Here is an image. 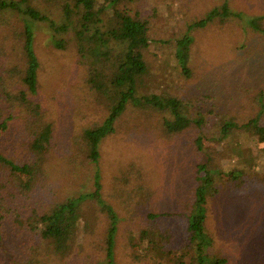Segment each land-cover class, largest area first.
<instances>
[{"label":"rangeland","instance_id":"rangeland-1","mask_svg":"<svg viewBox=\"0 0 264 264\" xmlns=\"http://www.w3.org/2000/svg\"><path fill=\"white\" fill-rule=\"evenodd\" d=\"M221 2L224 0H147L144 9L145 19L149 21V37L162 39L163 42L150 40L148 45L144 44L141 48L148 64L141 93H170L182 100H193L196 108L203 111L206 117L203 129L192 128L168 137L162 131L160 112L155 108L131 106L117 119L113 132L101 140L98 162L86 161L83 155L75 153L73 145L79 143L75 137L90 124L102 121L108 116L109 109L86 86L84 68L76 63L73 51L53 49L49 28L45 23L35 24V49L40 60V89L36 98L45 108L47 119L53 123L54 134L48 151H45L44 143L36 149L42 156L39 170L45 182L37 183L29 195L33 197L30 203L45 209L57 194L74 196L92 191L98 169L102 176L103 196L120 216L115 251L118 264H174L171 260L181 254L182 221L178 217L173 219L176 223L170 226L175 230V236L172 242L164 246V250L167 249L164 256L154 255L151 250L148 255H143L141 250L135 251L127 242L129 230L136 229L131 228L128 212L139 206L133 198H130L131 203L136 207L128 204V197L121 196L122 190L112 185L115 175H122L126 166L131 163L141 166L146 171L151 188L153 182L155 191L146 199L144 208L177 213L185 209L182 199H188L191 193L192 163L197 161L189 155L192 146L188 139L192 135L203 133L206 137L204 145L207 150L199 153L198 160H206L207 154L211 155L214 164L219 165L224 188L234 185L232 172L242 168L243 162L247 161L249 146H255V154L260 151L248 134L234 133L231 135L233 137L222 140L220 124L222 119H230L233 115H237L241 121L246 119L256 110L259 93L264 94V31H255L249 25L251 16L264 14V0H228L230 8L239 12V17L232 16L224 26L212 24L191 33L195 40L189 58L193 72L191 77H186L182 71V65L174 56V47L165 43L166 40L174 41L181 37L187 30L188 22L202 17ZM0 18H6L4 11L0 13ZM10 47L6 24L0 22L1 64L15 62L17 54ZM10 51L12 53H8ZM142 110L150 112L144 113ZM7 131L0 127L1 141L8 139H2V136H7L4 135ZM236 147L243 153L238 149L234 151ZM11 151L9 156L22 154L24 158L35 159L34 154L28 153L26 149ZM256 171L263 175L264 164L259 165L258 169H248L255 177ZM0 174L3 175L0 176L1 196H6L11 188L21 193L20 187L11 181L9 174L5 175L3 171ZM25 180L30 182V179ZM1 183L5 184L1 186ZM247 183L249 189L243 190L241 194L236 190H224V193L210 201L206 227L213 243L209 253L217 258H226L228 262L223 264H264V185H260L259 190L254 189L258 182H252L249 176ZM88 204L84 207L85 213H91L98 223L102 222L105 214L96 206L97 209L89 211ZM146 212L140 214V225L150 224L145 220ZM1 213L4 211L0 205ZM3 219L2 231L5 236L0 238L1 263L2 258L8 264H11L12 259H29L24 247H31L36 241L29 235L27 226L21 228L18 225L14 228L8 218ZM165 220L169 222L168 217ZM89 221V217L82 219L81 233L88 229ZM102 225H94L93 229L85 232L78 249V256H82L78 260H103V254L98 250L103 243ZM137 237H134V241L138 240ZM24 239L27 240L24 246L18 243ZM137 253L141 254L139 259ZM71 262L69 258L62 264ZM36 264L61 263L54 255H44L43 260Z\"/></svg>","mask_w":264,"mask_h":264},{"label":"trees","instance_id":"trees-1","mask_svg":"<svg viewBox=\"0 0 264 264\" xmlns=\"http://www.w3.org/2000/svg\"><path fill=\"white\" fill-rule=\"evenodd\" d=\"M146 4L147 0H0V13L4 11L6 17L4 20L0 18V22H5L7 37L11 40L10 49L17 54L13 64L0 63V127L8 130L4 134L7 136H2V139H8L5 142L0 140V173L3 171L5 175L9 174L11 181L18 184L21 191L20 193L11 188L6 196L0 195L1 210L4 211L0 214V238L5 236L1 221L8 218L14 228L18 225L21 228L27 226L29 235L36 241L31 247L25 245L26 239L18 241L25 245L29 259H12L11 264H36L43 260L44 255H54L61 264L69 258L72 259L70 264H118L115 251L119 239L120 216L103 196L102 176L98 169L92 191L74 196L57 194L45 209H39L30 203L33 202V197L29 195L37 183L45 182L39 170L42 156L36 149L44 143L45 151H48L54 134L53 123L47 119L45 108L36 98L40 89V60L35 49L36 23H45L49 28L53 49L73 51L76 63L84 68L86 86L109 109L108 116L102 121L90 124L75 137L79 143L73 145V150L83 155L86 161L98 162L101 140L113 132L117 119L131 106L155 108L160 112L162 131L168 137L192 128L203 129L207 122L203 111L196 108L193 100H182L170 93H141L143 75L148 72V64L141 48L144 44L148 45L150 40L163 42L162 39L149 37V21L144 14ZM239 15V12L230 8L228 0H224L210 8L202 17L188 22L187 30L181 37L165 41L174 47V56L178 58L186 77L193 75L189 58L195 40L191 33L212 24L224 26L232 16ZM251 18L249 25L252 29L264 31V14ZM15 76L16 79H13ZM259 94L256 110L246 119L241 121L237 115H233L230 119H222L220 124L222 140L233 137L231 135L234 133L248 134L260 150L255 154V146H249L247 161L243 162L242 168L232 172L235 179L233 186H222L224 179L219 165L214 164L210 154H207L206 160H198L199 153L207 150L203 133L192 135L188 139L192 146L190 158L197 161L192 163L190 197L182 199L185 209L180 212H155L143 207L155 190L153 182L151 188L146 171L141 166L131 163L125 167L122 175H115L112 185L122 190L121 196L128 197V204L133 205L130 199L133 198L139 206L128 212L131 228L135 227L133 230L137 232L129 230L127 242L132 249L141 250L143 255H148L151 250L154 255L164 256L167 251L164 246L172 242L175 236V230L170 226L176 223L173 219L178 217L182 221L179 244L181 254L171 260L174 264H223L227 261L226 258H217L209 253L213 243L206 227L210 201L224 193V190H236L241 194L243 190L249 189L247 176L252 182H258L254 189L259 190L258 187L264 185V174L260 175L256 171L255 177L248 172L249 168L258 169L259 165L264 164V94ZM16 148L32 152L35 159L24 158L22 154L17 157L12 154L9 156L11 150ZM237 149L234 148V151ZM238 151L243 153V150ZM0 176L3 177L1 174ZM25 178L30 179V182H26ZM4 184L1 183V186ZM88 202L89 211L98 207L105 214L100 222L104 227L103 243L98 249L103 254V260L100 261L78 260L82 256H78V249L84 239L83 235L93 229L94 225H100L96 218L91 217V213H85L84 207ZM145 212V220L150 222L148 226L139 224L140 214ZM84 217H89L90 221L88 229L81 233L80 225ZM165 217L169 218V222H166ZM136 235L138 240L134 241ZM139 255L141 254L137 253V259ZM2 259L0 264H8Z\"/></svg>","mask_w":264,"mask_h":264}]
</instances>
